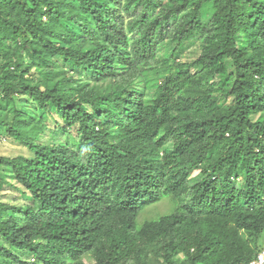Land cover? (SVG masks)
I'll use <instances>...</instances> for the list:
<instances>
[{
    "label": "trees",
    "instance_id": "obj_1",
    "mask_svg": "<svg viewBox=\"0 0 264 264\" xmlns=\"http://www.w3.org/2000/svg\"><path fill=\"white\" fill-rule=\"evenodd\" d=\"M167 39L171 56L189 40L201 54L147 99L134 85L149 87L143 75L169 59L159 60ZM103 80L108 93L90 88ZM0 89L9 102L31 97L56 121L16 112L0 121L32 153L0 156V187L22 199L0 200V264H66L98 248L104 264H120L165 240L161 264L256 259L264 0H0ZM164 198L174 210L140 224L145 207Z\"/></svg>",
    "mask_w": 264,
    "mask_h": 264
},
{
    "label": "rangeland",
    "instance_id": "obj_2",
    "mask_svg": "<svg viewBox=\"0 0 264 264\" xmlns=\"http://www.w3.org/2000/svg\"><path fill=\"white\" fill-rule=\"evenodd\" d=\"M170 39V38H169ZM169 39L165 40L161 44L162 52L159 54V60L167 59L164 63L158 62L156 69L148 70L144 73L143 77L145 82H149V87L144 89V82H137L134 88L137 91H145L146 98L151 99L157 90V87L161 83V80L165 76L172 73H176L183 68V65L187 67L189 64L199 58L201 54L200 43L194 40L186 41L180 50L171 56L173 45L170 44ZM14 59H12L13 61ZM25 63H30L29 58L23 59ZM185 63V64H184ZM60 69L66 68L62 63L59 65ZM32 74L35 73L34 68L31 70ZM143 79V80H144ZM90 88H94L97 92L102 94L108 93L112 90V85L109 81L103 80L100 83L91 84ZM3 91L0 89V121H6L7 123L13 122V116L16 112L25 115L33 120H40L44 126L55 127L56 121L53 117H46L44 113L39 110L37 103L29 96L18 94L13 101H7L4 98ZM10 103V104H9ZM9 104V106H7ZM11 109V110H10ZM259 116L253 117L256 120ZM42 139L44 136H40ZM63 140L72 143L74 134H64ZM172 146L171 142L165 143V148L169 149ZM77 147V146H76ZM30 149L23 143L15 139L10 135L7 127L0 126V156L7 158H17L20 156H31ZM4 171L0 165V182L4 180ZM199 177V172L192 174V182H195ZM4 188L0 187V200H5L8 203H19L22 201L21 196L17 190H15L10 184H4ZM1 186V183H0ZM174 200L171 198H164L156 200L148 204L144 211L139 216V223L142 224L146 220L156 219L161 215L169 214L174 210ZM167 240L163 242H155L148 245H141L138 248L136 255L120 264H161L163 261V254L165 252V245ZM259 251H264V236L259 242ZM102 248H98L90 253L84 254L81 258L67 259L66 264H104V253ZM17 254L24 260L34 262V255L27 250L16 251ZM182 259L183 255H179Z\"/></svg>",
    "mask_w": 264,
    "mask_h": 264
},
{
    "label": "built area",
    "instance_id": "obj_3",
    "mask_svg": "<svg viewBox=\"0 0 264 264\" xmlns=\"http://www.w3.org/2000/svg\"><path fill=\"white\" fill-rule=\"evenodd\" d=\"M251 264H264V251L259 252L256 259Z\"/></svg>",
    "mask_w": 264,
    "mask_h": 264
}]
</instances>
